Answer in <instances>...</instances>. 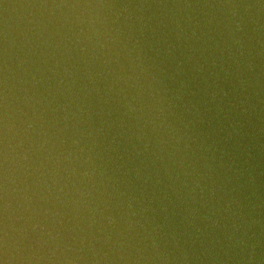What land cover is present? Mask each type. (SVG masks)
<instances>
[{
    "label": "water",
    "instance_id": "obj_1",
    "mask_svg": "<svg viewBox=\"0 0 264 264\" xmlns=\"http://www.w3.org/2000/svg\"><path fill=\"white\" fill-rule=\"evenodd\" d=\"M0 264H264V0H0Z\"/></svg>",
    "mask_w": 264,
    "mask_h": 264
}]
</instances>
